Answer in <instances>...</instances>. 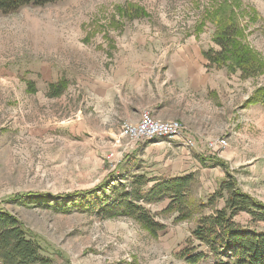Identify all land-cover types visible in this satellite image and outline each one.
I'll use <instances>...</instances> for the list:
<instances>
[{
    "label": "rangeland",
    "instance_id": "1",
    "mask_svg": "<svg viewBox=\"0 0 264 264\" xmlns=\"http://www.w3.org/2000/svg\"><path fill=\"white\" fill-rule=\"evenodd\" d=\"M230 22L234 46L249 55L246 72L230 59L210 64L203 53L220 50L214 37ZM127 42L155 51L181 47L186 61L203 56L218 82L208 116L196 110L188 122L163 119L143 105L135 118L130 107L137 102L118 104L120 118L100 114L98 81L107 77L112 49ZM60 80L65 88L49 96V83ZM259 87L264 0H58L0 13V206L38 236L46 264H213L192 231L201 215L224 204L223 198L210 199L220 191L226 196L220 188L226 171L264 204V105L248 101ZM144 111L181 122L196 146L176 138L132 141L122 134L123 123H137ZM223 137L227 145L218 147ZM213 158L227 167L214 165ZM135 173L168 179L191 173L188 216L179 219L167 209L169 198L140 202L162 225L152 233L131 216L104 215L101 204L77 206L101 192L80 200L76 191L100 183L121 191ZM234 219L264 231V220L247 212ZM197 252L203 253L198 262L186 260Z\"/></svg>",
    "mask_w": 264,
    "mask_h": 264
},
{
    "label": "trees",
    "instance_id": "2",
    "mask_svg": "<svg viewBox=\"0 0 264 264\" xmlns=\"http://www.w3.org/2000/svg\"><path fill=\"white\" fill-rule=\"evenodd\" d=\"M56 1L58 0H0V13H11L29 4L42 6ZM231 24L233 22L222 27L214 37L220 50L209 48L203 53L210 64H224L227 59H230L242 72H246L249 70V55L243 46H234L236 32ZM64 88L65 82L61 80L51 82L48 86V95L57 96ZM248 101L264 105V87L256 89ZM213 164L227 167L220 158H213ZM149 182L153 184L149 186ZM191 184V173L171 179L135 173L130 188L120 191L117 185L100 183L88 190L76 191L74 195L80 200L82 198L85 200L86 196L88 198L89 195L99 191L101 195L94 197V201H84L77 206L85 208L101 204L104 215L131 216L143 228L154 233L162 225L154 220L141 203L169 198L171 201L167 209L176 210L179 214L178 218H184L190 213V208L184 202ZM220 188L225 189L226 196L220 191L210 200L223 198L224 204L198 218L197 225L192 231L193 236L207 246L214 256L213 264H264V231H259L252 226H242L234 219L236 214L247 212L253 220H264V204L241 190L234 176L228 171L220 181ZM13 196L22 195L14 194ZM63 196L67 199L71 195L62 194ZM41 250L38 236L28 232L12 213L0 206V264H46L47 260L41 254ZM202 257L201 252L189 253L186 260L194 263Z\"/></svg>",
    "mask_w": 264,
    "mask_h": 264
},
{
    "label": "crops",
    "instance_id": "3",
    "mask_svg": "<svg viewBox=\"0 0 264 264\" xmlns=\"http://www.w3.org/2000/svg\"><path fill=\"white\" fill-rule=\"evenodd\" d=\"M155 50L151 46H135L128 42L112 49L107 77L102 76L98 81L101 88L98 87L96 98L100 114L120 118L124 114L118 113V104L137 102L130 107V114L135 118L143 105L148 106L154 116L163 119L178 118L188 122L196 110L201 111L200 116H208V106L214 99L218 82L204 57L198 55L197 61L183 60L181 47L175 51H169L167 47ZM136 94L145 96L133 97ZM186 98L189 107L184 105Z\"/></svg>",
    "mask_w": 264,
    "mask_h": 264
},
{
    "label": "built area",
    "instance_id": "4",
    "mask_svg": "<svg viewBox=\"0 0 264 264\" xmlns=\"http://www.w3.org/2000/svg\"><path fill=\"white\" fill-rule=\"evenodd\" d=\"M140 119L137 123L132 124L125 122L122 125V134L129 136L132 141L143 139H179L181 144L187 147L195 145L194 138L187 135L185 126L177 120L161 121L152 118L148 112H141ZM218 147L227 145L225 137L217 140ZM213 145V143H210Z\"/></svg>",
    "mask_w": 264,
    "mask_h": 264
}]
</instances>
